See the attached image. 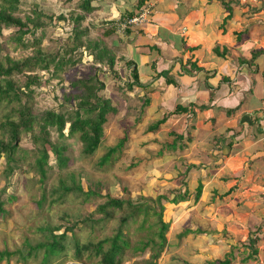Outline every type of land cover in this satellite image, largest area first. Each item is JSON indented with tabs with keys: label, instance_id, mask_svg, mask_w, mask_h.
I'll return each instance as SVG.
<instances>
[{
	"label": "rangeland",
	"instance_id": "rangeland-1",
	"mask_svg": "<svg viewBox=\"0 0 264 264\" xmlns=\"http://www.w3.org/2000/svg\"><path fill=\"white\" fill-rule=\"evenodd\" d=\"M4 1L0 0V4H5ZM85 1L20 0L15 10H9L12 16L26 22L31 32L21 40L14 27H3L0 33V66L7 67L8 58L24 61L27 58L42 56L47 60L56 57L62 63L68 61L64 70L58 74L54 72L53 66L49 70H43L32 65L10 78L16 84L15 89L20 92L21 105L30 108L35 115L47 110L71 113L78 100H72L68 96L73 90L70 80L89 77L98 78L104 83L105 88L100 91V96L110 99L117 108V112L109 116L108 123L104 126L105 137L92 156L82 153L78 135L59 139L55 132L52 133V140L66 147L64 155L69 161L60 170L55 158L51 157L52 168L48 170V177L44 182H41L39 174L33 168L36 151L29 136L21 137L22 148L25 149L27 156L22 158L15 156L18 160L14 163L17 166L13 169V174L7 172V160L5 155H2L0 200L5 203L6 212L0 216V252L8 251L13 254L10 257L0 255V264H42L44 250L31 256L27 252H30L31 246L48 241L46 230L58 226L62 229L57 230L56 235H61L66 229L72 230L61 243L65 247L64 251L57 256H51L50 264H97L98 259H88L87 254L78 259L75 255V242L85 244L111 237L118 228L122 215L116 212L113 218L97 222L102 217L95 214L98 205L106 202L108 196L121 198L127 193L134 200L142 198L153 204L152 201L159 194H165L172 199L182 191V187L188 188L190 192L186 201L177 204L162 202L163 219L170 222V227L166 234L168 244L156 264H210L215 261L222 262L227 258L230 259V264H264V217L261 216L264 214V162L255 159L256 163H252L250 159L251 150L262 147L264 139L262 142V138L253 142L250 131L242 146L236 147L234 160L228 166L230 170L235 166V172L228 174L233 178L230 183L233 192L220 196L228 186L223 180L226 175L221 172L218 176V173L227 168L228 159L219 156L223 162L214 166L216 161H212L210 154L204 153V147L200 148L205 131L198 132L196 146L175 153L170 152L166 144L174 141L176 135L182 133L185 127L182 116H173L176 122L172 126L148 132L156 120L150 111L153 105L147 106L145 100L151 94L157 98V92L152 89L148 91L147 87L142 89L135 86L132 91L127 89L126 83L133 82V79L125 67L127 58H134L137 61L139 53L141 51L146 53L147 50L145 46H142L145 50L137 47L133 53L126 47V43L120 47L115 46V42L122 37H109L110 35L106 34L109 27L106 22L111 19L95 21L93 13L85 14L81 10V5ZM110 1L92 0L90 6L107 9ZM246 1L242 0L244 3ZM61 15L65 20L59 19ZM80 15H84L85 20L77 28L75 18ZM262 18L264 19L260 17L258 21L263 20ZM153 21L152 18L151 23ZM148 23L150 22L138 26L143 28ZM248 28L249 25L246 27L245 23H242L239 31ZM262 28L259 22L254 24V27L249 29L248 36L246 35V43H254L256 47L264 49ZM145 29L146 27L144 31ZM120 30L117 28L118 35L123 33ZM149 32L146 33L150 34ZM141 37L142 35L139 39ZM108 51L112 55L118 53L112 68L108 65L109 56L106 55ZM123 54L125 61L121 58ZM169 58L168 56L167 59ZM145 64L147 65H143V72L140 75L144 78V80L141 78L143 84L149 81L148 72L154 71L153 61L147 60ZM237 64L240 65L239 62ZM30 77L37 78L36 83L30 88L32 93L26 89ZM184 97L185 93L179 96V103L186 102ZM17 106V103L3 104L0 120L13 114L11 108ZM202 111L197 107L191 108L190 112L199 114ZM244 114V110H241L232 119L241 118L243 124ZM188 119L191 121L192 117ZM232 119L230 116H223L218 120L217 128L226 127ZM186 128L189 138L192 134L191 127L186 125ZM237 129L239 130L238 127ZM262 130L264 132V126ZM124 139L122 147L118 148L106 164L101 165L103 156L110 149H115ZM182 142L183 140H179L178 147ZM161 150L163 153H160ZM189 165L192 166L190 169ZM211 168L217 169L215 175H211V171L209 173ZM208 173L211 175L210 181L215 180L217 186L213 187V190H217L215 193L207 186L209 182L202 177ZM71 175L75 176L76 182L72 181ZM199 181H202L204 188L200 200L195 203V188ZM243 182L246 184L243 185ZM74 183L81 185L86 192L95 189L101 195L89 199L73 193L60 196V186L63 184L72 186ZM125 197L128 198L127 195ZM245 205L248 209L244 210ZM152 220L156 219L153 217ZM138 226L139 223L131 224L132 241L147 236L159 241L148 230L143 233L134 232ZM187 229L202 231L190 232L182 237V233ZM229 239L233 241L229 242ZM231 243L233 246L229 247L228 244ZM151 254L150 249L137 255L128 251L122 264H145L150 260Z\"/></svg>",
	"mask_w": 264,
	"mask_h": 264
},
{
	"label": "crops",
	"instance_id": "crops-1",
	"mask_svg": "<svg viewBox=\"0 0 264 264\" xmlns=\"http://www.w3.org/2000/svg\"><path fill=\"white\" fill-rule=\"evenodd\" d=\"M139 1L111 0L108 2L107 9L94 8L92 13L95 21L100 22V20L110 18L111 20L106 22L109 23L113 20H120L123 15L132 11L133 15H137L142 9L151 10L150 23L145 25V31V27H140L139 32L134 33V37L130 40L124 39L123 42L118 40L115 42V46L120 47L126 43V47L133 53L137 47L142 50V46H145L146 53L141 51L137 61L127 57V60L125 61L124 58V61L136 62L139 67V76L143 72V65H147L145 64L147 60L156 63V69L150 70L151 73L147 74L149 81L144 83L149 86L147 87L148 91L152 89L157 92V98L151 94L148 103L146 102L147 106L153 105L150 111L156 120L155 123L170 116V120L160 129L169 127L176 122L173 116H182L185 127L179 135L184 134L186 138L189 134L186 131L188 129L186 125L194 126L189 137L192 141L185 149L196 146L195 140L198 137V132L205 131L204 139L201 140L203 144L200 145V148L204 147V153L210 154L212 161H216L214 166L223 162V157L228 159L227 168L221 170L218 176L221 175V172L224 173L226 178L223 180L228 186L220 196L230 195L233 192L230 185L233 178L228 174L235 172V166L231 170L228 169V166L234 160L235 149L239 145L242 146L243 140L248 137L250 131V134L253 135V142L258 141L254 135V123H259L258 125L261 127L264 126V55L259 56L256 62L250 63L253 52L264 51V49L260 46L256 47L254 43H246L248 31L254 27V24L259 22V25L263 26L261 31L264 33V19L258 21L260 17H264V0H251V2L247 0L245 3L242 0H146L145 4L138 8ZM222 1L231 2V11L226 9ZM152 18L154 21L151 23ZM239 23H245L246 27L249 25L248 30L239 31L241 28ZM114 24L116 23L113 22V27ZM261 31H259L260 34ZM141 35L142 37L139 39ZM113 36H119L118 31L109 37ZM148 46H156L157 50L153 51ZM143 53H145L144 56ZM168 56L169 59H167ZM189 61L196 63L201 70L187 73V71H191ZM183 65L187 67L185 70L182 68ZM163 72L165 75L158 76ZM168 76L176 84L167 83ZM227 79L229 80L227 81ZM183 93H185V104L179 103V96ZM197 104L205 105L206 108L199 114H192L191 107ZM178 106L187 107L190 110L188 113L174 114L173 112ZM230 110H234V112L228 114L227 112ZM241 110L245 112L243 121L245 116L247 117V122L244 121L243 124H241V118L232 119ZM228 115L232 119L230 124L218 129V120L223 116L229 117ZM190 117H192L191 121L188 119ZM260 138H262V142L264 134ZM230 144H232L231 150L228 147ZM183 150L179 146L175 152ZM250 159H252V163H256L255 159L264 162V145L257 150L252 149ZM210 171L211 175L217 173V169L214 168H211L209 173ZM209 173L202 177L209 182L207 186L215 193L217 192L216 189L213 190V187L216 186L215 180L210 181ZM218 199L221 200L219 197ZM243 209H248V207L245 205ZM261 216L264 217V214ZM231 241L233 240L229 239V242ZM228 246L232 247L233 244H228Z\"/></svg>",
	"mask_w": 264,
	"mask_h": 264
},
{
	"label": "trees",
	"instance_id": "trees-1",
	"mask_svg": "<svg viewBox=\"0 0 264 264\" xmlns=\"http://www.w3.org/2000/svg\"><path fill=\"white\" fill-rule=\"evenodd\" d=\"M91 1L92 0H86L81 5V10L85 14L92 13L94 11V8L90 6ZM4 2L5 4H0V33L3 27H14L18 32L19 40H21L26 34L30 33L31 30L29 29V25L26 22L22 21V19L12 16L9 10H15L20 0H5ZM145 2L146 0H140L137 7L141 8ZM222 2L226 9L231 11V2ZM133 14L134 13L132 11L127 13V15H123V18L118 21L113 20L109 22V27L107 28L106 34L111 35L113 33H117V25L119 26L120 22L124 23L125 20H127V18L124 19V17H132ZM59 19L65 20L64 16L62 15L59 17ZM75 20L78 28L79 24L85 20V17L84 15H80L77 16ZM113 22L116 23L114 24V27L112 25ZM138 30H140L138 27H127L124 29V32L119 35L122 38L118 40L120 42H123L124 39L130 40L132 37H134L135 32H139ZM75 38L78 39L77 37ZM149 48H151L153 51L157 50L156 46H150ZM103 53H105V51ZM116 54L117 53H114L112 55L110 51L106 52V55L109 56V68L114 67ZM262 55H264V51H254L250 63L256 62L258 57ZM100 57L102 58V54H100ZM121 58L124 60L123 56ZM7 60V67L4 65L0 66V78H2V81H0V110L3 104H18L17 107L11 108V112L13 114L6 116L4 120H0V133L2 136L0 139V158L2 155H5L7 160V172L13 174V169L17 166L14 165V163L18 160L15 158V156H20V158H22V156H27L25 149L22 148V135L29 136L31 144H33L35 147L36 160L33 162V168L36 169L37 173L39 174L41 182H44L47 179L48 170L52 168L50 165L51 157L55 158L56 165L60 170H62L69 161V159L64 155L66 147L64 145H58L57 142L52 140L53 132L57 134L59 139L72 138L78 135V140L82 145V153L86 156H92L99 149L105 137L104 126L108 123L109 116L117 112V108L112 104L111 100L104 98L99 94L100 91L104 90L105 88L104 83L98 78L94 79L93 77L86 79H71L70 86L73 87V90L68 96H70V99L72 100H78L75 109L71 113L47 110L40 115H35L30 108L21 105L20 92L15 89L16 84L10 78L21 73L24 68L31 67L32 65H36L43 70H49L50 67L53 66L54 72L58 74L64 70V66L66 63H68V61L66 63H62L61 60L56 59V57L47 60L42 56L37 58H27L24 61H16L10 58ZM188 64L191 66V71H187V73H193L195 71L201 70V68L192 61H189ZM125 67L126 70L131 73L130 78L133 79V82L126 83L127 89L132 91L135 86L141 87L142 89L149 87L148 85H144L141 82V78L139 76V67L136 62L127 61ZM155 67L156 63H154L153 69H156ZM185 67L186 65L182 66L184 70ZM163 75H165V72L160 73L158 76ZM30 78L26 84V89L32 93L33 91H31L30 88L33 86L32 84L36 83L37 78ZM167 83L176 84L169 78V76ZM145 101H149V98ZM197 107L200 110H204L206 108L205 105H194L191 108L194 109ZM189 110L190 108L178 106L173 113H188ZM233 112L234 110H230L227 113L232 114ZM246 118L247 117H245V119ZM168 120H170V116L163 118L162 120L153 124L148 129V132L152 133L156 130H159L160 127L167 123ZM244 121L246 122V120ZM258 124L254 123V135L257 139L264 134L262 130L263 127ZM190 127L192 130L194 129V126ZM179 140H183L182 144L180 145L181 150L185 149V147L189 145V142L192 141V139L186 138L184 134L176 135V138L172 143L166 144L170 152L175 153V150L178 148L177 146ZM124 142L125 139L121 141V143L115 149H110V151L103 156L101 165L106 164L117 152L118 148L122 147ZM228 147L231 150L232 144H230ZM160 153H163V150H161ZM191 167L192 166L189 165L188 169ZM70 178L72 181L76 182L74 175H71ZM203 188L204 184L202 181H199L197 187L195 188V203L200 200ZM182 191H180L172 199L166 197L165 194H159L157 198L152 201L153 204L142 200V198L134 200L128 193L126 194L128 198L125 197L126 195L121 198H112L108 196L106 202L97 206L95 214L102 215V217L97 220V222L105 221V218H113L116 212H120L122 215L120 217V224L118 228L111 237L101 239L98 242H89L85 244L75 242L74 247L76 257L78 259H82L83 256L87 254L88 259L97 258V264H122L128 251H131L133 255H137L138 253H144L146 250L150 249L152 252L150 260H148L145 264H156L168 244L166 234L170 227V222H165L163 219L164 207L162 202L167 201L172 204H177L179 202L186 201L190 195L189 189L182 187ZM59 192L60 196L73 193L81 194L82 196H85L86 199H89L92 196L101 195L95 189H90L86 192L81 185H77L75 183L72 186L63 184V186L59 187ZM126 192L128 191L126 190ZM4 205L5 203L0 200V216L6 212ZM157 208H160V210H157ZM153 217L156 219L155 221L152 220ZM132 223H139L138 228H136L134 232L143 233L145 230H148L149 232H152V234L157 237L159 241H156L154 237L150 236L139 239L135 242L132 241L130 237L133 234V232L130 230ZM61 229V226L47 229L46 232L49 236L48 241L39 243L37 246H31L30 252H27V254L29 256L37 255V252L44 250L45 256L42 264H50L51 256H57L64 251L65 247L61 243L67 239L68 232L72 230L66 229L61 235H56L55 232ZM201 231L202 230L200 229H197L196 231L187 229L184 233H182L181 236L183 237L190 232L201 233ZM254 252L256 253L257 250ZM11 254L13 253L8 251L0 252L1 257H10ZM230 262V259L227 258L222 262L215 261L210 262V264H230Z\"/></svg>",
	"mask_w": 264,
	"mask_h": 264
},
{
	"label": "built area",
	"instance_id": "built-area-1",
	"mask_svg": "<svg viewBox=\"0 0 264 264\" xmlns=\"http://www.w3.org/2000/svg\"><path fill=\"white\" fill-rule=\"evenodd\" d=\"M144 21H145V14L140 15V16H138V17H134V18H132V19H128L127 21L125 20V22L122 23L120 29H121V30H124V29H126L127 27H132V26H134V25H139V24H141V23H144Z\"/></svg>",
	"mask_w": 264,
	"mask_h": 264
},
{
	"label": "clouds",
	"instance_id": "clouds-1",
	"mask_svg": "<svg viewBox=\"0 0 264 264\" xmlns=\"http://www.w3.org/2000/svg\"><path fill=\"white\" fill-rule=\"evenodd\" d=\"M151 13H152L151 10L148 9V8H146V9H142L137 15H133L132 17H128L127 20L145 14V21H144V23H145V22L147 23V22H149V20H150ZM127 20H126V21H127ZM121 25H122V23H121L119 26L117 25V28H120ZM139 25H140V24H139ZM135 27L140 28V26H138V25L135 26ZM135 27L132 26L131 28H135ZM120 32H124V30H120Z\"/></svg>",
	"mask_w": 264,
	"mask_h": 264
}]
</instances>
